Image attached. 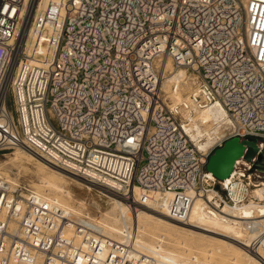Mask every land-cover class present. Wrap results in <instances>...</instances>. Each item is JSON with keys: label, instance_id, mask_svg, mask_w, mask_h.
I'll use <instances>...</instances> for the list:
<instances>
[{"label": "built area", "instance_id": "2783aa9c", "mask_svg": "<svg viewBox=\"0 0 264 264\" xmlns=\"http://www.w3.org/2000/svg\"><path fill=\"white\" fill-rule=\"evenodd\" d=\"M12 65L0 153L24 148L131 205L135 187L172 193L167 211L183 220L198 198L264 255L256 156L246 146L224 179L208 170L230 139L264 147V0H0V85ZM177 69L188 89H164ZM215 105L231 128L200 150L188 117ZM75 236L96 248L105 238L0 172V264H79Z\"/></svg>", "mask_w": 264, "mask_h": 264}, {"label": "bare ground", "instance_id": "6f19581e", "mask_svg": "<svg viewBox=\"0 0 264 264\" xmlns=\"http://www.w3.org/2000/svg\"><path fill=\"white\" fill-rule=\"evenodd\" d=\"M44 4V1L41 2V8H43ZM29 19L30 15L28 13L20 29L19 42L24 41L27 37ZM12 70L13 65L6 78L4 77L2 80L0 85V99H4L6 96ZM186 78H188V74L183 69L173 70L163 82V88L168 87V84L172 86L173 84L180 85L183 82H187ZM170 89L171 87L166 90ZM173 97L177 102L182 101V95L179 93L174 94ZM188 118L191 121L188 128L190 139L200 150H207L216 138L225 135V132L231 128L225 110L217 105L198 111L196 115H190ZM20 153L29 159L35 160L43 168L45 174L40 177L38 187L43 190L49 189L54 191L53 197H47V194L45 195L34 190L37 196L42 197L51 204H56L65 212L71 213L75 222L82 223L89 230L101 232L105 236L102 245L98 248L91 244L86 246V243L81 240V237L75 236V248L77 249L79 247L81 249L80 254L77 253L75 255V260H77L78 256L81 259L78 261L79 264H130V262L134 261L133 259L136 262L139 259V264H187L186 262H180L181 255L179 253L163 249L162 243L165 242L164 239L168 233H165L166 230L161 231L159 235L155 232L157 234L156 236H158L155 244H147L143 242L144 240L138 238V233L146 230L147 223L150 221H157L168 227L178 228L191 234L210 239V241L216 244L214 248H210V253H213V250L218 253L221 252V247L231 248L233 250L231 261H236L243 255L249 261L256 264H264V255L251 252L246 247L242 232L237 227L229 222H223L217 218L205 216L203 212L204 204L198 198L195 199L187 219L183 220L179 216L170 214L167 211L166 202L172 198V193H157L155 196H151V198H146L135 187L134 195L136 200L139 201L137 202L138 204L131 205L119 197L106 194L111 199V203H113V209L101 212L99 217H109L110 222H101L100 220L92 222V220H89L88 215H83L80 211V208L87 207L90 203L89 201L78 199L74 205L65 202V198L72 197V191L69 185L68 187L63 185V181L67 179L71 182H79L86 188L89 186L92 190L89 184L50 165L24 148H18L16 154ZM24 155L20 157H25ZM23 167L21 165L17 166L13 173H21L24 170ZM14 179L12 176H7V180L9 181H14ZM129 205L134 209L133 212L130 211ZM255 207H259V205ZM233 212L230 211V213ZM83 217L86 220H82ZM126 219H130L131 221L129 226L125 225L124 229L121 230L118 229L120 225H118V228L115 226L118 220ZM113 233L120 235L121 239L112 238ZM151 258H154V261L152 260L154 263H152Z\"/></svg>", "mask_w": 264, "mask_h": 264}, {"label": "rangeland", "instance_id": "374dc122", "mask_svg": "<svg viewBox=\"0 0 264 264\" xmlns=\"http://www.w3.org/2000/svg\"><path fill=\"white\" fill-rule=\"evenodd\" d=\"M186 81H188L187 78ZM187 83L188 82H186V84H181L184 90L188 89ZM170 87L171 84L170 86L168 84V87H166L165 89L167 88L169 89ZM182 97H184V95H182ZM8 104L11 105L10 95H8ZM17 151L18 148L4 153H0V172L4 175L6 179L7 176H12L15 179H18L20 183L23 184L24 187L37 190L41 193H44L45 195L47 194L46 195L47 197H53L54 191L49 189L43 190L38 187L40 177L45 174L43 168L39 164H37L35 160L29 159L24 154L21 153L16 154ZM21 155L22 156L24 155L25 157L21 158L20 157ZM18 164L21 165L22 167L24 166L23 167L24 170H22L21 173L19 174H14L13 171H15V168L19 166ZM63 185L67 187L69 185V188L72 191V197L65 198V202H67L70 205H74V203L78 199L87 200L90 202L87 205V207L80 208V211L83 215H88L89 220H92V222H95L96 220L97 221L100 220L101 222H110L109 217L108 218H106V216L102 218L99 217L101 212L110 211L113 209V203H111L112 201L110 198H105V197L101 198L98 192L94 190L90 191L91 189L88 185H87L88 187L86 188L83 186L82 183L80 184L79 182H75V181L71 182L70 180L66 179L63 181ZM133 210L134 209L130 208L131 212H133ZM153 222L154 221H150L149 223H147L148 225L146 227V230L139 232L138 238L140 240L141 239L144 240L143 242L147 244H152V243L155 244L158 238V236L156 235L157 234L159 235L161 231L163 232L166 230L165 233L166 232L168 233H167V237L164 239L165 242L162 243V247L167 251H174L176 253H179L181 255L180 262H186L187 264H247V263L256 264L252 261H249V259L243 255H241L238 260L231 261L233 250L227 247H221V252L219 253L216 252L215 250H213V253H210L209 250H211L216 246L215 242L210 241V239L206 237H200L195 234H191L187 231H183L178 228L168 227L157 221H155L156 223ZM130 224H131L130 219L120 220V221L118 220L115 226L118 228V225H120L118 229L121 230L124 229L125 225L129 226ZM148 231L151 233H149ZM112 236H113L112 238L114 239H118V240L121 239V236L117 235L116 233H113ZM153 259L154 258H151V261ZM133 260L134 261L130 262V264H139L138 263L139 259L137 260V262L135 259ZM153 261L152 263H154Z\"/></svg>", "mask_w": 264, "mask_h": 264}, {"label": "water", "instance_id": "95a60500", "mask_svg": "<svg viewBox=\"0 0 264 264\" xmlns=\"http://www.w3.org/2000/svg\"><path fill=\"white\" fill-rule=\"evenodd\" d=\"M246 146L248 150L245 159L252 160L256 156L253 169L264 171V147L259 151L255 139L240 141L239 138L226 141L222 147L214 151L209 158L208 170L219 179L228 177L235 161L243 155Z\"/></svg>", "mask_w": 264, "mask_h": 264}]
</instances>
